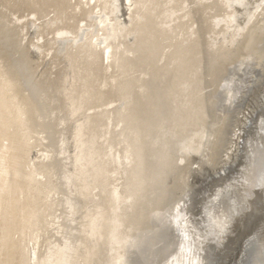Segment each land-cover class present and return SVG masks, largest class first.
<instances>
[{
	"label": "bare ground",
	"instance_id": "obj_1",
	"mask_svg": "<svg viewBox=\"0 0 264 264\" xmlns=\"http://www.w3.org/2000/svg\"><path fill=\"white\" fill-rule=\"evenodd\" d=\"M0 264H264V0H0Z\"/></svg>",
	"mask_w": 264,
	"mask_h": 264
},
{
	"label": "water",
	"instance_id": "obj_2",
	"mask_svg": "<svg viewBox=\"0 0 264 264\" xmlns=\"http://www.w3.org/2000/svg\"><path fill=\"white\" fill-rule=\"evenodd\" d=\"M253 229H249L246 233H248V232H251ZM230 239H231V237H230ZM240 247H241V241H239V243H238V247H236V249L234 250V253H232L231 254V257L233 258H235V256L238 254V252L240 251ZM229 263V262H228Z\"/></svg>",
	"mask_w": 264,
	"mask_h": 264
}]
</instances>
